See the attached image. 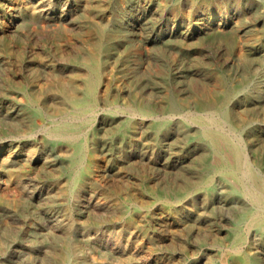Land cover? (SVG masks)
<instances>
[{"label": "bare ground", "instance_id": "obj_1", "mask_svg": "<svg viewBox=\"0 0 264 264\" xmlns=\"http://www.w3.org/2000/svg\"><path fill=\"white\" fill-rule=\"evenodd\" d=\"M170 1L135 0L130 19L116 23L114 0H0V99L8 101L0 108V172L25 190L19 213L38 216L33 218L35 230L18 235L0 227V264L130 259L124 257L138 255L146 244L137 218H146L157 206L182 213L192 191L169 196L147 188L154 202L145 209L128 191L117 193L102 182L104 160L97 155L108 152L98 139L106 118H111V128L128 129L131 135L143 129L137 119L155 126V133L163 135L159 151L164 155L176 142V134L163 129L169 123L162 127L151 110L115 102L111 95L117 51ZM183 1L196 8L213 0ZM238 1L240 9L244 0ZM256 7V25L264 28V0H257ZM194 16L206 25L202 32L217 27L231 51L235 49L239 36L230 23L206 24L208 17L200 10ZM183 35L164 34L163 43ZM198 126L208 148L197 188L210 196L216 188L227 189L241 213L223 261L230 254L249 260L243 252L249 234L264 233V174L248 163L233 132L204 118ZM191 148L189 153L198 150L197 145ZM191 160L187 156L175 163L183 166ZM107 167L113 173V166ZM158 200L163 204H156Z\"/></svg>", "mask_w": 264, "mask_h": 264}, {"label": "rangeland", "instance_id": "obj_2", "mask_svg": "<svg viewBox=\"0 0 264 264\" xmlns=\"http://www.w3.org/2000/svg\"><path fill=\"white\" fill-rule=\"evenodd\" d=\"M134 1L114 0L116 23L130 19ZM238 2L213 0L194 9L183 0H172L158 7L151 23L117 51L111 69L113 101L151 110L161 126L169 123L162 127L176 134V142L164 155L159 151L163 135L155 133V126L137 119L143 129L131 135L128 129L117 132L111 128V118H106L107 127L98 136L99 144L108 150L105 155L101 150L97 153L104 160L100 179L117 193L128 191L145 209L154 202L145 193L147 188L169 196L178 190L192 191V195L179 215L157 206L149 209L146 218H137L146 244L135 252L138 255L124 257L133 259L109 257L107 264H264V233L259 230L251 231L243 246L249 260L230 254L223 261L226 247L235 238L239 206L223 187L216 188L212 196L197 188L208 148L200 138L203 130L198 120L203 118L213 127L233 132L248 163L264 174V28L255 22L257 0L242 1L240 9ZM196 10L205 12L206 24L230 23L237 30L239 41L234 50L217 27L202 32L206 25L197 23ZM180 32H184L182 38L163 43L164 34ZM7 104L0 99V108ZM195 145L198 150L189 153ZM187 156L192 157L190 163H175ZM108 164L113 173L108 172ZM24 193L0 172V227L13 235L35 230L37 224L33 222L37 214L19 213ZM156 204L163 203L158 200Z\"/></svg>", "mask_w": 264, "mask_h": 264}]
</instances>
